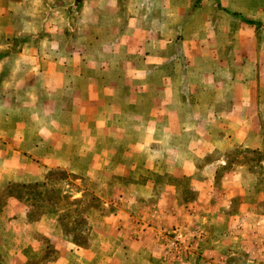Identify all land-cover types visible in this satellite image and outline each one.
Masks as SVG:
<instances>
[{
  "label": "crops",
  "instance_id": "crops-1",
  "mask_svg": "<svg viewBox=\"0 0 264 264\" xmlns=\"http://www.w3.org/2000/svg\"><path fill=\"white\" fill-rule=\"evenodd\" d=\"M162 1L82 0L71 24L46 16L57 10L45 0H0V264H78L103 246L96 238L101 231L117 237L104 245L109 252L124 253L129 233H121L118 222L140 217L128 205L142 202L138 197L149 186L143 176L154 171L172 183L184 173L208 172L212 164L202 157L212 149L223 156L256 150L264 157L259 56L236 64L230 55L181 52L176 45L186 9L169 0L164 15ZM221 1L249 22L264 6V0ZM255 165L264 170V160ZM251 169L244 160L237 164L240 176ZM59 172L68 178L52 180ZM238 174L226 175V182ZM93 175L109 189L105 195L84 185ZM62 185L68 197L51 204L52 188ZM169 187L158 207L182 198L184 189L171 193L179 183ZM87 196L104 211L116 210L89 206L86 245L66 233L60 219L67 204L75 209ZM245 212L237 216L264 220L255 207L252 215Z\"/></svg>",
  "mask_w": 264,
  "mask_h": 264
},
{
  "label": "rangeland",
  "instance_id": "rangeland-1",
  "mask_svg": "<svg viewBox=\"0 0 264 264\" xmlns=\"http://www.w3.org/2000/svg\"><path fill=\"white\" fill-rule=\"evenodd\" d=\"M130 1L128 0V4ZM152 1L144 0L148 4ZM168 1H162L166 10L164 15L170 11L167 9ZM175 1L179 8L186 9L184 14H180L181 20L179 18L182 32L178 34L181 43L176 45L177 49L186 54L211 52L215 55H230L234 60L232 62L236 64L254 62V59H251L256 54L260 57L256 59L260 65L258 69H264V6H260V11H252L254 17L250 18V21L255 22L252 24L238 11L230 12L221 0ZM45 2L49 9L57 10V13L48 10L46 16L63 18L71 24L75 22L77 8L83 4L82 1L77 3L75 0ZM118 3L123 5L125 0H118ZM194 10L197 11V20L182 28ZM233 151L224 156L216 149L208 151L202 157V160L206 158L212 164L208 172L200 170L184 173L172 183L168 181L171 179L168 175L165 174L166 178L162 179V175L150 170L147 176H143V181L148 180L149 186L144 189L143 196L138 197L142 202L128 205L136 208L140 217L134 220L128 218L125 223L121 220L118 222L121 233H129L128 240H125L128 251L109 252L108 246L104 245L113 239L117 241V237L110 236L108 231H101L96 238L99 241L105 240L103 246L79 257L78 264H264V220L255 221L250 216L246 219L237 216L242 213L243 207L246 215H252L254 207L264 213V170L255 165L264 160V157L256 150L236 148ZM243 160L252 165V169L249 173H241L240 176L237 164ZM231 172L235 176L238 174L240 179L234 178L226 182V175ZM52 176V180L68 178L67 175L58 173ZM102 181L101 177L93 175L84 179L83 183L87 185L88 190L105 195L109 189L102 187ZM176 183H179L180 187L173 188L171 193L177 194L180 189H184L180 195L182 198L175 203H169L165 208L158 207L157 200L162 192L168 191L166 189ZM64 189L69 191L63 185L60 188H52L48 197L51 204L61 197ZM13 190L21 194L25 192L22 188ZM41 190L34 187L35 193ZM110 191L112 194L116 193L115 189L111 188ZM227 191L229 196H226ZM66 195L68 192L62 194ZM240 198H243L244 202L247 201L246 207L241 205ZM257 199V204L252 202ZM97 201L94 197L87 196L84 204L63 213L67 217L78 215V218L71 219L66 228L68 233L82 234L76 236L81 239L82 244L91 242V223L85 218L86 210L91 205L97 206L101 212L104 211L99 205V200ZM115 210L116 205L108 208V212ZM130 233L135 235L131 236ZM144 244L151 249L149 253L142 251ZM53 255L54 251L50 250L49 258Z\"/></svg>",
  "mask_w": 264,
  "mask_h": 264
},
{
  "label": "trees",
  "instance_id": "trees-1",
  "mask_svg": "<svg viewBox=\"0 0 264 264\" xmlns=\"http://www.w3.org/2000/svg\"><path fill=\"white\" fill-rule=\"evenodd\" d=\"M249 22V21H248ZM250 23H252V24H255V22L254 21H250ZM257 24H259V25H261L260 23H257ZM59 174H61V175H65V173L64 172H59ZM39 184L38 183H36L34 186H38ZM43 192L42 191H39L38 193H36V196H39V197H42L43 195ZM61 197H62V195H61ZM60 197V198H61ZM65 198H67L68 197V195H66V196H64ZM66 208H67V210H69V209H71V206L70 205H66L65 206ZM73 216V215H72ZM70 216V217H67V215H63L62 214V216H61V219H60V221H61V223H62V226H63V228H64V231L66 232V233H68L67 232V225H69L70 224V222H71V219H74L75 217L73 216ZM77 218H78V215H77ZM77 234L79 235V236H81L82 234H79V233H75V239H76V241L77 242H80V243H82L81 242V239H79V237H76L77 236ZM44 259H46V258H44ZM41 261H32V262H30L29 264H37V263H40Z\"/></svg>",
  "mask_w": 264,
  "mask_h": 264
},
{
  "label": "water",
  "instance_id": "water-1",
  "mask_svg": "<svg viewBox=\"0 0 264 264\" xmlns=\"http://www.w3.org/2000/svg\"><path fill=\"white\" fill-rule=\"evenodd\" d=\"M76 2H81L82 0H75Z\"/></svg>",
  "mask_w": 264,
  "mask_h": 264
}]
</instances>
